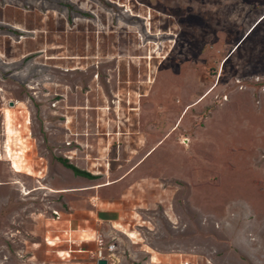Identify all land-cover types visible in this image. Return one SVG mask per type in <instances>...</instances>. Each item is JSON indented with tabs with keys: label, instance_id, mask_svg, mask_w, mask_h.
I'll return each instance as SVG.
<instances>
[{
	"label": "rangeland",
	"instance_id": "374dc122",
	"mask_svg": "<svg viewBox=\"0 0 264 264\" xmlns=\"http://www.w3.org/2000/svg\"><path fill=\"white\" fill-rule=\"evenodd\" d=\"M63 146L150 182L122 264H264V0H0V264L68 262Z\"/></svg>",
	"mask_w": 264,
	"mask_h": 264
},
{
	"label": "crops",
	"instance_id": "0c3cea01",
	"mask_svg": "<svg viewBox=\"0 0 264 264\" xmlns=\"http://www.w3.org/2000/svg\"><path fill=\"white\" fill-rule=\"evenodd\" d=\"M72 137L74 136H70L67 130L63 131V140L68 142V138ZM63 140L62 145L64 144ZM56 150L60 151V149ZM62 152L63 155L59 156V159H69L74 166L91 175V177L78 176L58 160L54 178L48 188L47 195L52 198L49 206L52 210V216L47 224L56 226L59 222L55 220L56 217L53 211L59 212L60 221H63L59 224L60 229L57 232H53L54 234H62L63 240L58 243L59 246L56 251L59 256L61 254L66 256L64 260L68 259V262L64 264H98L93 258L94 252L99 249L98 240H102L105 246L112 243L116 245L115 256L119 264L123 263V259L128 260V257H125L127 253H129L130 260L138 262V259H134V255L137 247L140 248L139 243L133 242L129 237L132 243L126 250H120L124 237H128L123 221L129 214L132 217H134L133 213L138 214L134 206L135 199L141 197V195H138V188L144 189L146 192L144 187L147 188L148 186L149 188L150 186V182L146 184L147 181L143 179L137 180V176H140L136 175L138 165L128 167L133 155L128 157L124 165L121 163L117 164V167H108V163H103L100 155L86 152L85 155L92 158L91 163L88 162L87 165L86 162H82L77 158L79 154L83 155L81 150L78 155H75L76 151L74 148L63 146ZM103 154L105 156V153H102L101 156ZM113 156L117 155L114 153ZM114 175L115 177H113ZM67 176L69 180L66 178ZM43 189L38 188L35 190L40 191ZM120 226L122 229L119 228ZM69 227L73 230L72 235L76 239L73 244L64 240L66 229ZM80 249L83 251H79ZM108 261L110 263L111 260L109 259ZM142 264L153 263L149 259L143 261Z\"/></svg>",
	"mask_w": 264,
	"mask_h": 264
},
{
	"label": "built area",
	"instance_id": "2783aa9c",
	"mask_svg": "<svg viewBox=\"0 0 264 264\" xmlns=\"http://www.w3.org/2000/svg\"><path fill=\"white\" fill-rule=\"evenodd\" d=\"M53 214L56 217L55 220L60 221L61 217H60L59 212L53 211ZM72 233H73V230L70 229L69 227L68 229H66V232H65L66 236L64 237V240H66L68 243H71V244H73L76 241ZM95 240H96V237H95ZM98 243H99V249L95 251L93 254V258L95 259V261L96 262L100 260L108 261L110 259L111 260L110 263L114 264L116 245L112 243V244L105 246L102 240H98ZM79 251H83V250L80 249ZM107 263L110 264L109 261ZM181 264H191V262L186 260V261H183Z\"/></svg>",
	"mask_w": 264,
	"mask_h": 264
},
{
	"label": "trees",
	"instance_id": "16d2710c",
	"mask_svg": "<svg viewBox=\"0 0 264 264\" xmlns=\"http://www.w3.org/2000/svg\"><path fill=\"white\" fill-rule=\"evenodd\" d=\"M59 161L66 166L67 168L71 169L76 175L78 176H84V177H91L90 173L86 171H82L76 166L72 165L68 159L60 158Z\"/></svg>",
	"mask_w": 264,
	"mask_h": 264
},
{
	"label": "bare ground",
	"instance_id": "6f19581e",
	"mask_svg": "<svg viewBox=\"0 0 264 264\" xmlns=\"http://www.w3.org/2000/svg\"><path fill=\"white\" fill-rule=\"evenodd\" d=\"M258 23H260V21L257 22L256 24H258ZM253 25H254V24H253ZM235 49H236V48H235ZM235 49H233L232 54L234 53V50H235ZM151 82H152V81H151ZM147 83H148V82H147ZM7 114H8V116L10 115L9 111H8ZM159 147H160V146H159ZM151 151H152V150H151ZM151 151H150V152H151ZM150 152L148 153V155L150 154ZM12 167H13V169H14L15 171H17V172L19 171V169H18V165H17L15 162L13 163V166H12ZM111 182H112V181H111ZM16 183H17V182H16ZM99 186H100V185H99ZM101 186H102V185H101ZM109 186H110V185H109ZM30 193H31L30 191H26V190L23 191V195H29ZM123 232H124V231H123ZM130 237H132V236H130ZM64 257H65V256H64ZM65 260H66V259H65Z\"/></svg>",
	"mask_w": 264,
	"mask_h": 264
},
{
	"label": "water",
	"instance_id": "95a60500",
	"mask_svg": "<svg viewBox=\"0 0 264 264\" xmlns=\"http://www.w3.org/2000/svg\"><path fill=\"white\" fill-rule=\"evenodd\" d=\"M98 264H108L106 260H100L98 261Z\"/></svg>",
	"mask_w": 264,
	"mask_h": 264
}]
</instances>
